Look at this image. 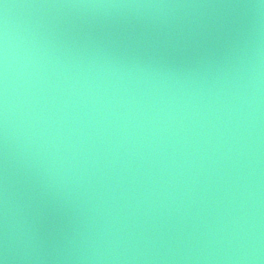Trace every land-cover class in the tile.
<instances>
[{"label": "water", "instance_id": "95a60500", "mask_svg": "<svg viewBox=\"0 0 264 264\" xmlns=\"http://www.w3.org/2000/svg\"><path fill=\"white\" fill-rule=\"evenodd\" d=\"M8 4L167 5V7H45L10 9L18 25L29 23L63 45L69 57L105 58L140 64L164 76L177 97L207 100L243 75L251 50L264 47V17L249 5L257 0H4ZM3 13L0 5V15ZM198 131V129H196ZM234 152L219 159L208 145L178 153L183 167L131 157L111 179L89 174L81 186H45L19 149L0 140V235L5 187L15 213L18 239L35 234L9 264H247L235 258V242L221 239L252 225L264 249V100L251 135L242 131ZM171 153V149H168ZM212 159H209V157ZM215 159L214 164L212 160ZM187 161V162H185ZM11 219V217H10ZM224 229L218 233V229ZM108 229L119 260H82ZM243 235V232L241 233ZM246 246V244H245ZM257 264H264L261 259Z\"/></svg>", "mask_w": 264, "mask_h": 264}, {"label": "clouds", "instance_id": "9594fccd", "mask_svg": "<svg viewBox=\"0 0 264 264\" xmlns=\"http://www.w3.org/2000/svg\"><path fill=\"white\" fill-rule=\"evenodd\" d=\"M0 140L7 150H20L29 167H37L49 188L69 189L98 173L101 179L119 175L131 157L159 163L174 174L183 167L178 153L193 148L201 153L208 145L223 159L235 151L242 131L251 135L264 100V47L251 50L243 75L217 89L207 100L177 97L167 79L140 64L121 65L105 58L87 62L69 57L37 26L18 25L10 9L45 7H167V5H48L8 4L0 0ZM264 17V0L249 5ZM198 129V131H196ZM168 149H171L169 153ZM209 159H212L210 156ZM187 162V161H185ZM212 162L215 164L216 160ZM3 232L0 235V264L16 258L23 244L24 259L36 239L30 231L18 239L15 213L9 209L5 187ZM11 217V219H10ZM232 231L221 239L235 242V257L228 259L257 264L264 259L252 225ZM224 229H218L223 233ZM243 232V235L241 234ZM108 229L100 232L82 260H119ZM246 244V246H245Z\"/></svg>", "mask_w": 264, "mask_h": 264}]
</instances>
